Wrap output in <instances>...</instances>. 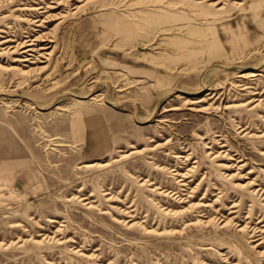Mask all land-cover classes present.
<instances>
[{"label":"rangeland","instance_id":"1","mask_svg":"<svg viewBox=\"0 0 264 264\" xmlns=\"http://www.w3.org/2000/svg\"><path fill=\"white\" fill-rule=\"evenodd\" d=\"M0 264H264V0H0Z\"/></svg>","mask_w":264,"mask_h":264},{"label":"bare ground","instance_id":"2","mask_svg":"<svg viewBox=\"0 0 264 264\" xmlns=\"http://www.w3.org/2000/svg\"><path fill=\"white\" fill-rule=\"evenodd\" d=\"M223 2V1H222Z\"/></svg>","mask_w":264,"mask_h":264}]
</instances>
